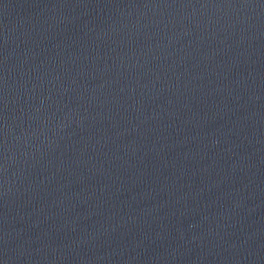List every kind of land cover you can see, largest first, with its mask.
<instances>
[{
	"label": "water",
	"instance_id": "95a60500",
	"mask_svg": "<svg viewBox=\"0 0 264 264\" xmlns=\"http://www.w3.org/2000/svg\"><path fill=\"white\" fill-rule=\"evenodd\" d=\"M0 264H264V0H0Z\"/></svg>",
	"mask_w": 264,
	"mask_h": 264
}]
</instances>
